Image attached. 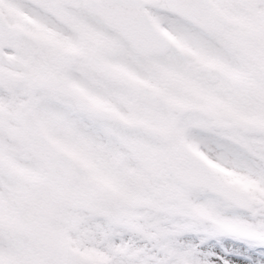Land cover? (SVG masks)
<instances>
[{
	"label": "snow or ice",
	"instance_id": "snow-or-ice-1",
	"mask_svg": "<svg viewBox=\"0 0 264 264\" xmlns=\"http://www.w3.org/2000/svg\"><path fill=\"white\" fill-rule=\"evenodd\" d=\"M0 264H264V0H0Z\"/></svg>",
	"mask_w": 264,
	"mask_h": 264
}]
</instances>
